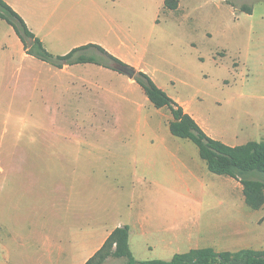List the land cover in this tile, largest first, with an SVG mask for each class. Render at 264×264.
I'll return each instance as SVG.
<instances>
[{
    "label": "rangeland",
    "instance_id": "rangeland-1",
    "mask_svg": "<svg viewBox=\"0 0 264 264\" xmlns=\"http://www.w3.org/2000/svg\"><path fill=\"white\" fill-rule=\"evenodd\" d=\"M179 1L168 9L165 0H98L83 13V39L101 41L125 65L146 71L214 138L229 145L263 141L264 0ZM7 24L14 33L2 35L9 48L0 49V179L7 165L11 176L0 190V237L11 231L44 248L50 238L68 236V218L101 226L146 213L147 225L131 239L137 260H170L210 245L197 244L190 204L203 199L204 212L223 211L226 188L213 183L202 192L200 182L211 185L220 175L209 171L195 142L171 133V110L155 107L139 84H129L134 78L111 68L84 74L103 86L77 83L69 91L71 84L48 71L51 63L21 60L24 50ZM213 189L222 195L215 198ZM234 212V228L230 212L210 230L211 243L264 250V206ZM101 264L128 261L111 255Z\"/></svg>",
    "mask_w": 264,
    "mask_h": 264
},
{
    "label": "crops",
    "instance_id": "crops-1",
    "mask_svg": "<svg viewBox=\"0 0 264 264\" xmlns=\"http://www.w3.org/2000/svg\"><path fill=\"white\" fill-rule=\"evenodd\" d=\"M5 1L8 4H10L24 18L29 28L36 34V36H38L42 40V42L44 43L47 49L49 48L50 50H53L52 48H58L61 50L58 51L59 54H66L69 51H71L73 48L88 43H97L108 49L106 47L107 45L102 44L101 41L83 39L84 34L80 29L83 26L81 19L84 11L89 10L88 8L90 4L98 8V4H99L98 0H5ZM4 21L6 20L0 18V49L9 48V45H7V43L4 42L2 35L6 33L8 34V36H12L14 33L10 28H8L9 26L4 25ZM7 25L10 24L8 23ZM11 27L13 26L11 25ZM16 35L18 38L17 39L15 38L16 39L15 45H17V47L20 46L19 50L20 49L24 50V51L20 50V52H18L21 55V60L24 63L26 62V60L31 62L29 64L34 63L38 58L27 53L22 40L20 39L17 33ZM12 59H14V55L12 56ZM43 63H45L44 65L46 66L48 64L45 61H43ZM49 65L51 66L48 67V71L49 72L55 71V75H56L55 77L59 78L61 83L63 80L64 81L63 83L71 84V87L70 88L68 87L69 91L73 90L75 88L74 85L77 83H83L85 85H93L95 87L103 86V82H101L100 79H98V77L89 78L88 76L84 75L85 73H88V70L89 71L97 70L99 72H106L108 70L112 72L111 69H108L104 66L95 63H79L75 65H66L63 68L56 67L52 64ZM18 68H19L18 72L21 73L25 70V65L18 66ZM135 83L137 82L134 83L129 82L130 85ZM55 84L56 85L58 84V80L57 83ZM175 100L184 107L185 111L190 113L196 119V121L200 124V126L209 136L213 137L210 134V132H208V130L206 129L205 125L203 124L200 118H197L191 112H189L182 101H179L178 99ZM13 167L15 168L16 166ZM2 176L3 179L2 178L0 179L1 191L2 189L5 190L8 185L6 184V182L8 181L7 178L11 176L10 166L7 165L6 169H3ZM137 178L140 181H142V179L148 181V177L146 175H141V177H137ZM236 180L237 179L231 176L220 175L218 178L212 179L211 185L207 184L206 182L203 183L200 182L202 192L205 195H206L205 192L206 186L211 188L213 187V183L216 184V186H225L226 188L225 196H226V201L229 203V206H227L226 208H224L223 211L220 212L214 210L213 209L214 207L211 206L208 208L206 212H204L203 199L195 198L194 199L195 201H193V203L191 202L190 208H193L195 215L198 216L197 238L199 239V243L197 244H200V242L202 241H206L210 243V245L207 246L198 245L196 246V248L212 247L216 251L217 250L226 251L227 249H229V247H222V249L216 247L215 246V244H217L216 241L211 243V240H213V238L209 236H210V230L213 227L216 228L218 227V220L221 219L223 221L225 218H227L230 212H232L231 219L230 222L227 223L230 224L231 229H233L235 225V214H236L234 210L237 209L242 210L245 206L249 207V205L245 200V196L243 195V185L239 180L237 182L238 185L236 186L237 195H235L234 188H235ZM150 183H153L152 179L150 180ZM72 190L73 188H71L70 186H66V192L70 200H72V196H73L72 195L73 193L71 192ZM221 192H222L221 190L220 191L214 190L211 192V194L216 198V195L218 196L222 195ZM223 217L225 218L223 219ZM236 218L240 222V223H236V226L242 227L244 225V219L237 216ZM148 221H149V216L146 213L138 216L132 215L131 217L120 216L118 223L114 225H106L103 223L101 226H93L91 225V222H87L85 224L82 223V225H80L76 221H71V219L68 218L67 222H69V224L71 225V230L68 233V236L61 235L57 237L55 241L51 240L50 238L48 244L44 248L36 244L27 246L24 238H21L20 236H16V235L11 236L12 232L7 231L4 232L3 237H0V264H85L104 245L107 238L110 236V234L113 232L115 228L122 227L125 225L129 226L130 228L129 244L131 248V239L132 240L134 238L137 239L140 233L139 229L142 227L144 228L147 225ZM216 238L217 236H215V239ZM27 250H29V253H27ZM43 250H45V252H42Z\"/></svg>",
    "mask_w": 264,
    "mask_h": 264
},
{
    "label": "trees",
    "instance_id": "trees-1",
    "mask_svg": "<svg viewBox=\"0 0 264 264\" xmlns=\"http://www.w3.org/2000/svg\"><path fill=\"white\" fill-rule=\"evenodd\" d=\"M179 2V0H165V7L177 9ZM243 10L251 12L252 8L244 6ZM0 18L13 26L27 53L56 67L95 63L119 71L116 65L125 64L97 43L75 47L66 54H53L29 28L24 18L5 0H0ZM134 79L155 107H168L171 110L173 119L169 123V128L173 135L195 142L201 158L211 172L239 180L243 185L245 200L250 207L260 209L264 206V140L229 145L215 139L209 136L196 119L164 91L147 72L138 71ZM129 238L128 225L115 228L104 245L85 264H101L111 255L126 258L128 264H264V250L241 249L218 252L212 247L176 253L170 260L140 261L133 256Z\"/></svg>",
    "mask_w": 264,
    "mask_h": 264
},
{
    "label": "water",
    "instance_id": "water-1",
    "mask_svg": "<svg viewBox=\"0 0 264 264\" xmlns=\"http://www.w3.org/2000/svg\"><path fill=\"white\" fill-rule=\"evenodd\" d=\"M116 68L123 72L124 74H127L129 77L131 78H135L137 71L135 68L129 66V65H125V64H117Z\"/></svg>",
    "mask_w": 264,
    "mask_h": 264
}]
</instances>
